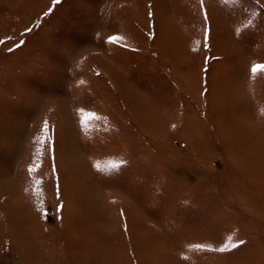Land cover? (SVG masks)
Segmentation results:
<instances>
[{
	"label": "rangeland",
	"instance_id": "obj_1",
	"mask_svg": "<svg viewBox=\"0 0 264 264\" xmlns=\"http://www.w3.org/2000/svg\"><path fill=\"white\" fill-rule=\"evenodd\" d=\"M147 1L0 0V264H264V83L261 94L247 86L248 64L264 60V11L244 10L251 32L235 36L230 13L219 29V129L210 103L199 110L200 64L178 57L183 23L200 18L155 0L163 12L168 1L172 34L157 40L182 33L185 49L159 60L161 44L138 25ZM122 31L144 52L107 43ZM149 67L164 91L145 82ZM130 88L145 96L143 119ZM225 243L239 246L219 252Z\"/></svg>",
	"mask_w": 264,
	"mask_h": 264
},
{
	"label": "crops",
	"instance_id": "obj_2",
	"mask_svg": "<svg viewBox=\"0 0 264 264\" xmlns=\"http://www.w3.org/2000/svg\"><path fill=\"white\" fill-rule=\"evenodd\" d=\"M169 1V0H168ZM168 1L165 5L164 12L162 10L157 9L155 6V0L147 1L145 4L146 7V27H143V20L138 21V25L142 28V33L148 39L149 41H154L158 42L161 44V50H160V55L158 59L166 61L169 60L167 55V50H169L170 47H172L173 51L179 52L178 54L182 53L185 49L180 48V45L183 44L182 42V33L186 32V35L190 33L189 39L187 40V52L184 55L178 56L180 60L182 61H189L188 69H194L195 64L199 63L200 68H199V92L198 96L199 98L201 97V102L199 104V110L205 109L206 106L209 105L210 103V112L211 116L212 113H216L215 116L217 115L214 121H216L218 128L220 129L222 127V120L221 118L218 117V109L221 104V81H222V76L223 73L225 72L224 70V64L226 63V48L227 44L222 42V38L224 36L223 32H219V29L222 27V22L224 19L227 17V13L231 14L232 16L234 15L236 17L235 19V24L233 26V33L234 35L242 34L244 31L246 32H251L253 29L250 30V28L254 25L252 23L244 24L243 22V17L244 10H251V14L253 16L258 17L262 11H264V7H255V8H249L248 6H243L242 0H178L177 4H180V9H184L189 12V14L194 13L196 17L198 16L200 20L198 22L196 21H189L188 23L185 22L182 23L185 24L186 26L184 27L183 32L180 33L178 37L170 36L169 42H166L165 44L162 41H158L157 37L159 36L160 30H162L164 27H168L167 24L162 20L164 19L165 15L167 14L168 11ZM256 5H259L258 3H255ZM151 6V7H150ZM262 10V11H261ZM159 13L157 14V12ZM149 13H154V16L152 19H149ZM205 14L207 15L208 19H205ZM163 16V17H162ZM251 22L254 21V18L249 19ZM162 21V22H161ZM154 24L155 27L152 28L151 25ZM126 25V22L125 24ZM198 25V26H196ZM192 26L197 27L199 29V34L196 33V29L190 32L192 29ZM169 32H167L169 35L170 34V29L168 27ZM238 33V34H237ZM118 36L122 37V39L118 42L117 45H115V48L118 47L119 50L124 51V53H119V54H129V53H143L144 52V47L141 45L140 41L138 39L133 38L134 36L131 34H127L125 31L118 32ZM239 37V36H237ZM151 45V44H149ZM183 47V45H182ZM110 49H112V46H109ZM165 48V51H164ZM218 50V52H217ZM223 53V54H221ZM112 56L111 61L114 57L115 52L110 53ZM117 55V54H116ZM115 55V56H116ZM177 54L173 56L174 60L173 64L175 62ZM117 61V60H116ZM118 65H123L122 61H117ZM115 62V63H117ZM216 62H220L219 68H220V75L219 76H212V70ZM253 64H264V60H260L257 58H253L250 63L248 64L247 68V86L249 89L252 90L254 94H258L259 92V85L264 83V72H258L255 76L252 75L251 73V67ZM172 66H168L165 68V74L169 75L172 73ZM149 69V70H148ZM148 72L146 73V79L145 82H150L153 86L152 88H155V92L160 93L161 91H164L165 88L169 87L167 81L165 79H162V75L158 77L155 76V71L148 68ZM174 70V69H173ZM158 71V69H157ZM169 77L170 85H174L175 82L172 80L171 75L167 76ZM112 83V82H111ZM188 85V90L189 92H195V84H194V79L187 78L186 81ZM126 86V84H125ZM126 89H129L128 86H126ZM133 91L130 88L129 91V96L132 97V92ZM190 92V93H192ZM154 93V92H153ZM261 94V93H260ZM137 96H139L137 99ZM131 99V98H130ZM217 100L215 103L214 100ZM137 101L138 108L137 110L141 111V116L142 119L144 116H142L144 109V101H145V96L141 93H135L131 99V101ZM165 101V98H163ZM128 101L126 102V105L128 106ZM179 106H181L180 110H185V111H190L191 109V103H185L184 100L180 99ZM203 108V109H201ZM127 110H130L129 107ZM134 111V110H132ZM195 119L193 117H190L187 122V128L190 129L193 127V124H195ZM142 121V120H141ZM175 123V122H174ZM136 125V124H135ZM220 125V126H219ZM137 126H142L137 125Z\"/></svg>",
	"mask_w": 264,
	"mask_h": 264
},
{
	"label": "snow or ice",
	"instance_id": "obj_3",
	"mask_svg": "<svg viewBox=\"0 0 264 264\" xmlns=\"http://www.w3.org/2000/svg\"><path fill=\"white\" fill-rule=\"evenodd\" d=\"M56 2L58 3L59 0H56ZM150 7H151V6H150ZM153 16H154V13H149V19H150V20L152 19ZM205 19H206V20L208 19V17H207L206 14H205ZM151 27L154 28L155 25L152 24ZM121 39H122V37H119V36H111V37L108 38L107 43H109V44H118V42H119ZM18 46H19V45H18ZM10 50H11V49H10ZM258 72H264V64H253V65H252V67H251V73H252V75L255 76ZM91 116H92V114L89 113L88 116L85 117V122H86V120H87L88 118H90ZM44 127H45V131H48V125H47V123H45V126H44ZM54 143H55V142L53 141V148H52V152H53V160H54V152H55ZM97 167H98V166H97ZM111 167L115 168V167H117V165H111ZM53 169H54V171H55V165H53ZM59 194H60V188H59V184H57V198H58V199H59ZM63 207H64L63 204H59V205L57 206V212H58V213H59V212H62ZM43 215H44L45 217H47L48 213L45 212V213H43ZM239 243H240V244H243L244 241L241 240ZM238 246H239V244H236V243H225L223 247H221L220 249H218V251L221 252V253H223V252H226V251H228V250H230V249L236 248V247H238Z\"/></svg>",
	"mask_w": 264,
	"mask_h": 264
},
{
	"label": "bare ground",
	"instance_id": "obj_4",
	"mask_svg": "<svg viewBox=\"0 0 264 264\" xmlns=\"http://www.w3.org/2000/svg\"><path fill=\"white\" fill-rule=\"evenodd\" d=\"M130 103L132 104V101H130ZM66 154L68 155V153L66 152ZM82 171H85V170H82Z\"/></svg>",
	"mask_w": 264,
	"mask_h": 264
}]
</instances>
